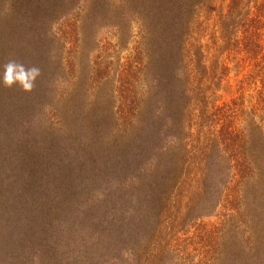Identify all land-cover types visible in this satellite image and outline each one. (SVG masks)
<instances>
[{
  "label": "trees",
  "instance_id": "trees-1",
  "mask_svg": "<svg viewBox=\"0 0 264 264\" xmlns=\"http://www.w3.org/2000/svg\"><path fill=\"white\" fill-rule=\"evenodd\" d=\"M94 6L110 40L83 67ZM8 60L41 75L30 93L0 82V162L39 134L27 148L69 177L27 198L39 208L0 194V264H190L189 246L210 250L194 264H264V0H0V77ZM233 60L262 84L248 108L218 102ZM225 202L234 224L199 223Z\"/></svg>",
  "mask_w": 264,
  "mask_h": 264
},
{
  "label": "rangeland",
  "instance_id": "rangeland-1",
  "mask_svg": "<svg viewBox=\"0 0 264 264\" xmlns=\"http://www.w3.org/2000/svg\"><path fill=\"white\" fill-rule=\"evenodd\" d=\"M96 9L97 8L94 6L93 8L87 9V11L84 13L85 14L84 24H86L85 40L83 43L79 44L78 51L72 53V54H75V57L78 58V62L83 61L82 63L83 67L88 66V64L92 65L94 62V59H97V56L99 55V52L97 51L99 40H103L102 43H107L106 38L110 40L107 37V35L104 33L100 34V36H97L98 33H100V31H104V26H102L104 25V23H99L97 20L92 18L93 17L92 14L96 12ZM62 21H67V20L66 18L59 20L57 24H53L52 26L57 27V25L60 24ZM214 21L215 20H213L211 25L214 24ZM114 42H117V41L114 40ZM111 43L113 44V41H111ZM238 46H239V42L235 41L233 44V47H238ZM131 48H132V45L129 46V50H125L123 52L122 57L125 58ZM215 49H217V45H215L214 49L211 50V57L214 58V61L217 55V53L214 52ZM109 52H110L109 55L113 56L115 50L109 49ZM235 53L236 51H233L231 57H229L228 53H224V55L222 56L223 58L222 61H228L229 58L233 59L235 57L234 55ZM220 55L222 54L220 53ZM33 59L34 58L32 56L26 58V60H28L29 63H32ZM5 60L6 59H4V61ZM43 62L45 66L49 67L48 61H43ZM227 65L231 69L230 78L232 79L231 80L232 88L226 90L225 92H222L218 102L222 104V103H231V102L238 101V102L243 103L245 108L253 106L254 103L257 104L256 95L258 94L257 93L258 91L256 90L257 89L256 84L258 85L259 88H262L260 78L255 77L256 80L253 79L252 81H246L244 84H241V81L243 80V77H244L243 73L241 72L244 70L245 65H236V63H234V60L233 62H228ZM234 65H236L237 67L235 71L237 70V73L238 72L241 73L239 74V76H237V74L233 70ZM28 118H29L28 115L24 116L25 120ZM39 127L40 129L44 128V124L42 121H40ZM38 139H39V134L36 135L34 139L32 138L30 144L27 146H31V145L33 146V144L38 145L39 144ZM27 146H23V148H20V149L18 148L15 151V153L14 151H11L8 155L4 157L2 162H0V181H5L6 183H9L12 181H24L19 185L18 187L19 189H14V187L11 188V187H8V185H5V190L4 191L0 190V194L2 196L8 195L12 199L17 200L20 203L19 207H17V204H19L17 203V204L12 205V208L22 207L24 211L29 210L30 208L32 209L35 207H38V208L41 207V205L38 202H37L38 206L36 204L33 205L30 202H27V198L30 199L31 197L37 196L40 189H42V187L47 183V181H62L64 179V176L69 177L67 170H57L58 173L56 174L53 173V169H54L53 165L55 164V162L51 163L50 165L52 166L50 167L47 164V162L49 163L50 161L44 160L45 157L43 156V152L40 150L39 146L34 147V148L33 147L27 148ZM18 151H20L21 153H17ZM5 172L8 174L10 173L16 174V176L20 174V177H16L12 179H8L9 177L4 178L3 174H6ZM234 204H235V201H234ZM227 215L229 217H227ZM236 215L237 213L233 211V206L229 207V205H227V203L225 202V204L221 206V208H218V210L215 212L213 211L211 215L204 214L203 218L200 220L199 223L201 224L206 223L208 224L209 227L211 225H217V226H220L221 228H227L226 222L231 220V222H233L232 224H234V222H236L237 220ZM195 230H196V227H193L190 231L191 233H187L184 236H182L183 231H181L180 235L182 237V240H185L190 235L199 236V233ZM223 236H226V232ZM166 237L167 238H165L162 242V244L165 246H161L160 253H159L160 257L164 260H166L164 257L165 253L167 252L166 248H169V250L175 249L172 243V240L174 239V235L172 238H170L168 233L166 232ZM166 240L170 242V245H167V243H165ZM195 240L196 242L200 241L197 238ZM182 244H184V242L181 241L180 246ZM159 246L160 244L156 246V249ZM64 248L65 246L61 247L58 258H60L62 254L65 252ZM201 251L202 250L194 251V246L188 247V251L185 252V255H188L186 258H188L190 264L196 263V261H198L201 258L204 259L205 254H207L206 257L210 255V250L209 252L208 251L201 252ZM225 258L223 262L225 261ZM62 264H66V263H62Z\"/></svg>",
  "mask_w": 264,
  "mask_h": 264
},
{
  "label": "clouds",
  "instance_id": "clouds-1",
  "mask_svg": "<svg viewBox=\"0 0 264 264\" xmlns=\"http://www.w3.org/2000/svg\"><path fill=\"white\" fill-rule=\"evenodd\" d=\"M41 75L39 67L26 66L22 62L16 60H8L3 65V74L0 82L6 88H18L20 91L30 93L34 87L38 77Z\"/></svg>",
  "mask_w": 264,
  "mask_h": 264
}]
</instances>
